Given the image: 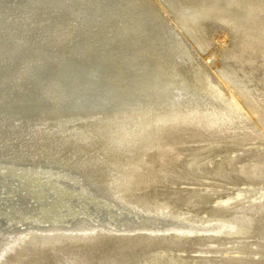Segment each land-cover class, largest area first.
Returning a JSON list of instances; mask_svg holds the SVG:
<instances>
[{
  "label": "bare ground",
  "instance_id": "6f19581e",
  "mask_svg": "<svg viewBox=\"0 0 264 264\" xmlns=\"http://www.w3.org/2000/svg\"><path fill=\"white\" fill-rule=\"evenodd\" d=\"M258 2L0 0V36L24 41H0V264H194L259 238L264 218L243 233L220 203L232 175L264 185V157L242 160L264 146ZM209 27L232 31L233 75L202 57Z\"/></svg>",
  "mask_w": 264,
  "mask_h": 264
},
{
  "label": "rangeland",
  "instance_id": "374dc122",
  "mask_svg": "<svg viewBox=\"0 0 264 264\" xmlns=\"http://www.w3.org/2000/svg\"><path fill=\"white\" fill-rule=\"evenodd\" d=\"M156 8L158 12H162V14L165 17V14L161 10V6L157 5ZM255 10H256L255 15H259L264 10V0H260V2L257 3ZM68 20L71 26L77 24V21H79L78 18L74 17V15L70 16ZM165 20L167 22V19ZM170 25L167 26V28L170 31L175 32L174 31L175 29L172 26V24ZM221 29L220 28L214 29L213 27L212 28L209 27L208 34H206L205 38L210 40L209 42L210 45L202 56L204 58L210 57V63H211L210 67L212 68V70L218 73H219V69L221 73L228 67L227 66L228 63L225 61L226 54L222 53L219 56L218 55L219 49H224L225 47L229 46L231 44V37L233 36L232 31L226 29L221 30ZM39 32L41 31L38 30V32H35V34L29 36L31 38L27 37L28 39L26 38L25 42L27 41L31 42L37 40L38 39L37 37H39L40 34ZM1 35H4V33ZM221 35L224 36L225 40H220ZM0 41H9V42L15 41L18 43L20 42L24 43L23 40H19L18 38L11 36L10 37L0 36ZM196 60L198 61L195 62H199L200 65L202 64L201 58L198 59L196 58ZM227 71L232 75L234 73L231 72L229 69ZM236 79L238 80L237 76ZM246 85L251 88L250 89L248 87V89L252 91L256 96L257 90L255 91V87L250 86L251 85L250 83L249 84L246 83ZM256 98L258 97L256 96ZM4 143L8 145L11 144V142L10 143L4 142ZM3 147H4L3 145H0V154L1 153L7 154L8 152L6 151V149H3ZM257 148L258 149L255 152L252 151L242 154V160L244 162L250 160L258 162L263 160L264 156H257V154L258 153L264 154V146L258 143ZM11 152L12 151L9 152V155L11 154ZM13 152L14 155L11 154V156H17L19 153L17 152V150H13ZM230 183L231 185L226 187L228 194L230 195V198L228 197L229 198L228 200L223 199L220 203L233 206L232 213L227 217V219H224L223 221L229 222L237 226L243 231V233H248L253 229V223L256 216L259 217L261 216L262 218H264V199H262V194H264V185L261 184V182H259L256 179L255 180L244 179V178L236 177L234 175H232V177L230 178ZM213 187L215 188L216 186ZM229 235L232 234L230 232L222 234V236L220 237L221 241L217 242L216 244H212L211 242H208L207 244L203 245L200 248L199 253L194 255V259H195L194 264H203V262L207 260L212 261L209 264H264V230H262V232H259V238L257 239H254L252 237L253 236L252 234L239 235V236L234 235V236H230V238ZM257 235L258 233L255 236ZM142 247L143 245H137L135 247V250L142 249ZM244 253H247V256L244 257V259H242L241 256ZM68 264H87V263L85 261H79V262L70 261Z\"/></svg>",
  "mask_w": 264,
  "mask_h": 264
}]
</instances>
